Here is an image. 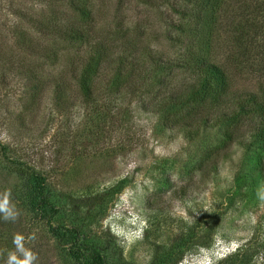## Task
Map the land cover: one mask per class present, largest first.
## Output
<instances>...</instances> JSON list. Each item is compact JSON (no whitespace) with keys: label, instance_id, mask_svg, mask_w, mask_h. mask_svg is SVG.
<instances>
[{"label":"rangeland","instance_id":"rangeland-1","mask_svg":"<svg viewBox=\"0 0 264 264\" xmlns=\"http://www.w3.org/2000/svg\"><path fill=\"white\" fill-rule=\"evenodd\" d=\"M43 1L0 0V264H264V144L252 139V123L264 126V0H222L196 45L175 28L194 0ZM75 20L82 40L42 34ZM198 50L232 92L204 125L173 104L194 90ZM97 52L86 100L60 74L68 56ZM249 94L260 100L223 148L225 128L211 127Z\"/></svg>","mask_w":264,"mask_h":264},{"label":"trees","instance_id":"trees-1","mask_svg":"<svg viewBox=\"0 0 264 264\" xmlns=\"http://www.w3.org/2000/svg\"><path fill=\"white\" fill-rule=\"evenodd\" d=\"M38 3H44L43 0H36ZM49 0L47 1V3ZM222 0H194V5L191 6L189 4L186 5L185 9L183 11H178L176 14L182 15V19L185 17L187 18V21L189 22V25H181L180 23L175 27L178 31H184L187 30L189 35L193 36V39L191 40L192 45H196L197 40H200V33L202 30L208 26L211 25L210 23L213 22V19H215V15L217 14V11L219 7L221 6ZM77 12V10H76ZM17 16L20 17L18 11ZM31 19V18H30ZM34 20V19H32ZM53 20L55 21L56 18L53 17ZM67 23L68 20L66 19ZM186 21V22H187ZM185 22V23H186ZM52 25L47 30H42V34L45 37L54 36L55 38L60 39L61 41L65 42H77L78 40H81L83 38V31L80 30V33L76 32V25L77 21L70 22L69 27H65L62 23H58ZM47 21L43 23L41 26V23L38 24L37 29L43 27L45 25L46 27ZM77 25H80L79 23ZM40 32V31H39ZM80 35V36H79ZM86 36V35H85ZM22 39H25L23 35L21 36ZM102 39V38H100ZM92 42L94 44H91V51L94 52L96 48L94 46H97L98 42ZM200 46V45H199ZM98 47V46H97ZM73 53V52H72ZM69 54V53H68ZM67 54V55H68ZM95 59L96 63L90 59V58H81L80 56L76 57L75 53L74 58H71V56L67 57L68 63L66 62V68L64 71H61V76L64 77V73H70L71 79H73L75 85L79 86L82 85L84 87V95L86 97V100L89 99L91 96V87H90V80L94 79L98 73H101V71L104 68H100L101 61H103V53L97 52L95 53ZM207 53L205 54L204 51L198 50V53H190L189 55V62L194 65L196 72L193 75L194 81L193 83V92L189 94V98L185 97L184 93L181 92H175L174 94V103L175 106L179 104L180 107H183L187 109L188 111H191L199 117V120L204 125L206 122L205 114H207V109H211L213 106L221 105V101L227 99L228 94L232 95V92L230 90V87L226 84L227 79L224 76V73L221 71V69L217 66V64L213 63L210 59L207 58ZM102 58V59H101ZM67 66H68V72H67ZM153 68V72H154ZM117 71L121 72L123 71V67H118ZM43 69L40 73L36 74V78H38V81L36 83L37 86H40L42 89L46 88V85H42V83L45 84L44 80H41V77H43ZM76 75H75V74ZM83 74L86 75V78H84ZM131 75V74H130ZM129 75V76H130ZM117 81V79H116ZM115 80L111 84L112 87L116 86V90L119 91L121 88L120 81L116 82ZM59 83L58 81L54 79H49L47 83ZM57 86V85H56ZM59 86L54 87V89H58ZM179 93V94H177ZM178 95V96H177ZM245 96V94H242ZM263 95V94H261ZM264 97V96H263ZM99 98V95H97V99ZM95 99V97H94ZM180 99V101H179ZM235 104L233 102L232 106L233 109L228 105L226 112L224 115L220 118L222 120L219 123H215L212 125L211 128H217L220 126H223L225 128V140L223 142V148L231 146L232 143L236 140V137L234 135V132L236 131V134L238 131L237 127L239 124L243 122L248 117V111H245V103L246 104H256V101L260 100V97H256L254 94H249L248 98L244 100L242 96L236 97ZM228 102V101H227ZM225 104V103H224ZM219 107V106H218ZM228 108H230L228 110ZM258 109V108H257ZM175 110H179L178 108H175ZM259 112H255L257 114V117L264 118V115L260 109H258ZM252 115V114H251ZM256 125V122L252 123V139L253 142H261L264 144V126H259L257 128H254ZM232 128L234 130H232ZM188 139H190L189 135H186ZM235 137V138H234ZM38 185V197L40 198L39 202L41 204H45L46 200L43 197L44 193V187H45V180L42 177L41 174H36L34 176ZM76 260H80L81 255L78 252H73ZM82 264H104V259L101 255L95 254L92 256V259L90 263H82Z\"/></svg>","mask_w":264,"mask_h":264}]
</instances>
